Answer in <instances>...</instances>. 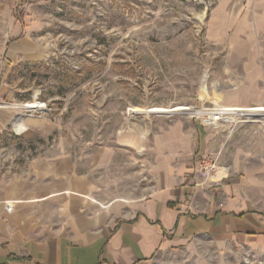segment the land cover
I'll use <instances>...</instances> for the list:
<instances>
[{"label": "rangeland", "instance_id": "1", "mask_svg": "<svg viewBox=\"0 0 264 264\" xmlns=\"http://www.w3.org/2000/svg\"><path fill=\"white\" fill-rule=\"evenodd\" d=\"M29 41L42 44L45 59H20ZM31 102L47 108H22ZM178 106L264 107V0H0L1 179L35 157L59 155L63 173L95 181L98 199L142 197L151 177L196 169L194 126L212 133L204 154H218L220 165L260 149L264 116L207 125L195 115L145 112ZM17 117L24 130L14 129ZM152 264L264 257L225 254L197 238Z\"/></svg>", "mask_w": 264, "mask_h": 264}, {"label": "crops", "instance_id": "2", "mask_svg": "<svg viewBox=\"0 0 264 264\" xmlns=\"http://www.w3.org/2000/svg\"><path fill=\"white\" fill-rule=\"evenodd\" d=\"M21 45L20 59H45L38 41ZM192 133L193 158L212 150L204 126ZM256 140L254 153L229 155L220 182H203L191 168L167 171L150 178L146 196L121 199H98L95 181L63 173L59 155L35 157L27 170L0 178V264H152L197 238L225 254L264 257V137Z\"/></svg>", "mask_w": 264, "mask_h": 264}, {"label": "bare ground", "instance_id": "3", "mask_svg": "<svg viewBox=\"0 0 264 264\" xmlns=\"http://www.w3.org/2000/svg\"><path fill=\"white\" fill-rule=\"evenodd\" d=\"M206 77H207V75L205 76V78ZM204 91H206V89H204ZM208 98H209V96H208ZM215 98H217V97H215ZM36 106L37 105L35 102H31L27 105H23L22 108L29 111V109L34 110V108ZM143 111L138 109V108H134L133 110H131L132 113L141 112V114ZM223 111H227L230 113L227 114ZM145 112H146V114L147 113H154V114H160L162 116L168 115V114L171 115L174 113L175 114H179V113L190 114L192 116L195 115V116H199L201 119H203V122L208 125L210 123L211 124H219L222 122L224 123V121L230 122V123L231 122L236 123L235 119H237L236 117L240 114H247L251 117H253V116H264V107H253V108L217 107L215 109H208L207 110L205 108L204 109H199V108L198 109H196V108L191 109L190 107L188 108V107H184V106H178V107H172V108H157V107L156 108H150L149 110H147ZM26 124H27V121H25L23 118L17 117L15 120V123H14V129L17 131L24 130L26 128Z\"/></svg>", "mask_w": 264, "mask_h": 264}, {"label": "built area", "instance_id": "4", "mask_svg": "<svg viewBox=\"0 0 264 264\" xmlns=\"http://www.w3.org/2000/svg\"><path fill=\"white\" fill-rule=\"evenodd\" d=\"M36 105L34 110L40 112L47 108L46 103L36 102ZM196 158L199 163H197L195 172L201 176L203 182H209L210 184L215 181L220 182L229 173L226 165H220L218 154H199ZM5 209L8 213L13 210L12 205L8 203L5 204Z\"/></svg>", "mask_w": 264, "mask_h": 264}]
</instances>
